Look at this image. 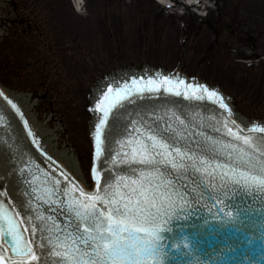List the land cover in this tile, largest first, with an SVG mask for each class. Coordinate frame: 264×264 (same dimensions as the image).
<instances>
[{
    "label": "rangeland",
    "instance_id": "rangeland-1",
    "mask_svg": "<svg viewBox=\"0 0 264 264\" xmlns=\"http://www.w3.org/2000/svg\"><path fill=\"white\" fill-rule=\"evenodd\" d=\"M73 1L0 0V14L26 19L25 29L0 24V89L25 102L55 153L76 159L85 189L95 186L91 100L108 76L181 71L220 89L246 130L264 124V0ZM248 36L259 61L250 60Z\"/></svg>",
    "mask_w": 264,
    "mask_h": 264
},
{
    "label": "water",
    "instance_id": "water-1",
    "mask_svg": "<svg viewBox=\"0 0 264 264\" xmlns=\"http://www.w3.org/2000/svg\"><path fill=\"white\" fill-rule=\"evenodd\" d=\"M7 21L19 23L21 29L26 27V19L20 17V14H16L15 17L0 14V24H3V27ZM178 73L182 74L181 71H176L175 74ZM141 74L145 78L148 75L152 76L148 72ZM142 75L138 74L132 78L136 79ZM164 76L169 75L159 74L158 77L160 79ZM128 80V77H125L122 83L117 80L109 86L121 83L119 88L125 89L129 85L125 83ZM109 86L98 91L93 97L94 101H98L100 94ZM197 94L203 95L204 99L197 101L191 95L185 97L183 94L177 97L164 90L158 93L145 90L143 93L138 92L136 99H130L125 108L132 107L118 113L108 128V144H113L116 140L114 144L116 151H113L108 161L107 171L101 177V187L97 188V191L102 190L106 183H115L117 176L139 179L141 171L150 170L132 161L128 141L153 134L150 129H158L171 138L166 141L171 145L169 151L177 164L182 165L173 168L170 163L161 164L159 170L165 174L167 180L177 185L184 195V199L178 203V211L164 222L158 234L160 264H264V184L259 182L264 176L252 169L249 164L250 159L264 160V138L237 134L236 129L221 116L228 113L229 108L222 109L219 102L215 98L209 99L206 93ZM218 94L221 97V94ZM10 95L11 91L9 95L4 94L12 100ZM149 97L152 99H148ZM12 102L15 103V100ZM0 106L6 109L0 112V176L4 178L0 180V193L11 189L7 196L0 195V202L4 200L7 206L18 205L19 202H26L29 199L25 193L31 194L34 211L25 214L20 212L18 206L15 209L20 212L19 217L33 252L40 257V245L44 244L49 249L52 245L48 244L47 231L41 233L38 229L35 234L32 232L33 225L41 224V221L35 218L37 211L43 213L45 217L50 216L52 219L47 221V224L52 226L53 222L63 224L65 216L62 213L65 209L60 204H47L44 200L38 199L39 191L45 187L51 188L59 181L60 191L57 196L52 197L53 199L66 201L68 196L63 194L65 189L69 190L68 195L78 199L83 197L80 196L79 189L49 167L33 150L16 114L10 111L1 97ZM91 108L93 110L92 100ZM18 109L26 120L22 108ZM93 112L95 115L98 113L92 129L94 137L92 151L95 159H91L90 168L95 181L94 160L96 165L101 160V157L100 160L96 159V127L103 119V112L98 109ZM234 120L239 124L238 119ZM145 125L149 128H145ZM249 127L259 131L264 128L262 124H251ZM135 129L140 130L139 137ZM28 131L32 132V140L36 141L35 144L42 154L48 156L40 145L43 134L34 136V126ZM244 138H247V143ZM101 140H105L103 132ZM177 149L183 155L177 156ZM192 157L194 160L190 159ZM204 161L209 165L207 171L203 166ZM53 162L58 164L57 160ZM20 169H23V175ZM130 169H135V175L130 174ZM240 173L248 178L247 183L243 179L238 181L234 178V174ZM78 176L79 173L75 172L74 177L77 179ZM21 179L28 183H21ZM33 187L37 192H33ZM5 211L9 217L12 215L9 209L6 208ZM28 215H31V220L28 219ZM2 229L5 242L13 247L12 238L3 225ZM0 253L4 255L2 247ZM47 259L48 264H56L59 258L53 255ZM22 261L24 264H41L40 259ZM4 264H7L6 259Z\"/></svg>",
    "mask_w": 264,
    "mask_h": 264
},
{
    "label": "snow or ice",
    "instance_id": "snow-or-ice-1",
    "mask_svg": "<svg viewBox=\"0 0 264 264\" xmlns=\"http://www.w3.org/2000/svg\"><path fill=\"white\" fill-rule=\"evenodd\" d=\"M132 84L135 91L139 93L160 92L161 88L167 93H173L179 97L182 94L188 97H194L197 101L203 100V95L198 92L206 93L209 99L215 98L222 109H227L223 103V98L215 91H209L206 87L199 84H188L182 79L173 80L164 76L159 80L149 77L146 81L143 77L139 82L134 78ZM183 87V91L181 90ZM125 95H131L128 88L123 91L118 87L113 93L111 87L103 94V98L96 105L98 110L103 112V119L100 120L96 127V159L100 160L102 154L101 140L102 126L108 121L111 108ZM0 97H3L13 109L17 105L12 102L4 93L0 91ZM0 106V112L5 111ZM27 127V121H24ZM145 128H149L145 125ZM137 136L140 130L135 129ZM153 134H146L143 138L130 139L128 144L131 146L132 161L138 162L139 165L149 168L148 171H141L139 179H129L127 176H117L115 183H106L102 190L94 194H86L80 190L78 199L68 195L69 190H64V195L68 196L66 201L53 199L59 193V181L51 188L45 187L39 191L37 198L42 199L47 204H60L65 209L62 213L65 216L63 224L53 222L52 226L47 224L52 218L45 217L43 213L37 211L36 219L41 221L40 225H33L32 232L37 230L41 233L47 231L48 244L52 245L49 249L44 244L40 245L41 256L38 257L33 252L30 244L24 240L19 233V221L15 217L20 212L25 214L34 211L31 200V194L26 202H19L18 205H9L14 215L9 217L4 209V204L0 202V215L7 221V232L12 237L13 251L18 254L28 255L31 261L40 259L41 264H48V257L55 256L59 258L56 264H160L159 250V232L164 222L170 216L178 211V203L184 199L183 193L179 187L167 180L164 173L159 170L161 164H172L173 168L182 167L177 164L173 154L169 151L171 140L158 129H150ZM231 131V130H229ZM264 132V128L260 129ZM32 136V132H28ZM245 143H247V138ZM33 143H36L34 140ZM176 155L181 156L183 153L179 149ZM194 160V157L190 158ZM132 161H125L131 163ZM252 169L259 171L264 176V160H249ZM205 171L208 170V162L204 161ZM103 167V161H101ZM23 175V169L19 170ZM130 174L135 175V169H130ZM93 174L96 179L97 187L100 189V177L98 170L94 167ZM211 175V174H210ZM222 175V174H221ZM238 181L243 179L245 183L248 178L243 173L234 174ZM4 178L0 176V180ZM255 179V177H253ZM223 183V181H221ZM264 184V179L259 181ZM21 183L27 184L28 181L21 179ZM31 187V185H29ZM226 186V185H225ZM182 187V186H180ZM33 192L37 189L33 187ZM8 191L0 193L7 196ZM19 207L20 212L15 208ZM56 209H53L55 211ZM31 220V215H28ZM54 237V239H53ZM24 264L22 260L5 257L0 253V264Z\"/></svg>",
    "mask_w": 264,
    "mask_h": 264
},
{
    "label": "bare ground",
    "instance_id": "bare-ground-1",
    "mask_svg": "<svg viewBox=\"0 0 264 264\" xmlns=\"http://www.w3.org/2000/svg\"><path fill=\"white\" fill-rule=\"evenodd\" d=\"M80 1H82V0H79V4H78V6H81L82 5V3L80 2ZM85 0H83L82 2H84ZM145 72H148V74H152V72L150 71V70H146V71H143L142 73H145ZM138 74H141V73H136V74H131V73H127V74H122V75H120L119 76V78L120 79H116V80H120L121 81V83L123 82V80H124V78L125 77H128V79L129 80H131V78H132V76H134V77H137L138 76ZM160 74H165V73H160ZM165 75H168V74H165ZM111 82V81H110ZM111 83H113V81L111 82ZM103 90V88L102 87H97V89H95V92L94 93H97L98 91H102ZM208 90H211L210 88L208 89ZM218 93V92H217ZM5 95H6V93H4ZM96 95V94H95ZM221 97L223 98V103L224 104H226V100H227V98L226 97H224L223 95H221ZM12 99L13 100H15V103H16V105L18 106V108H22V110H23V113H24V117L26 118V120H27V123H29L32 127L34 126L35 127V125H34V123L32 122V120L31 119H28L27 118V113L25 112L26 110H25V102H21L19 99H18V96H12ZM97 117H98V113L95 115V118H94V121H93V125H92V129L94 128V123H95V121H96V119H97ZM239 122V125H240V123H241V121H238ZM29 124H28V126H29ZM255 124H260V123H255ZM251 124H248L247 126L249 127ZM263 125V127H264V124H262ZM31 126H30V128H31ZM241 126V125H240ZM246 128V127H245ZM40 133H42L43 134V137L41 138V141H40V145H42L43 146V148H44V150H45V153L49 156V154H50V156H55L56 157V160H59V161H61V164L60 165H62V167H65V169L67 170V171H69V172H72L73 171V173H75L74 172V165H73V159H71L70 157H69V155H68V153L66 152V153H63V154H61V155H58L57 153H55L53 150H52V138H50V136H49V134H44L43 132H40V131H38L37 130V128H35V131H34V136H39L40 135Z\"/></svg>",
    "mask_w": 264,
    "mask_h": 264
}]
</instances>
